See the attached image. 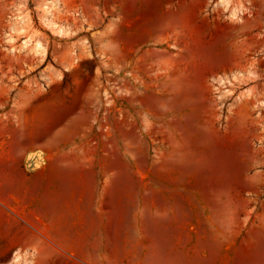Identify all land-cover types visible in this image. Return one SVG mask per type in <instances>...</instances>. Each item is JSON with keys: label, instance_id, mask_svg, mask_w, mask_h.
I'll return each mask as SVG.
<instances>
[{"label": "rangeland", "instance_id": "rangeland-1", "mask_svg": "<svg viewBox=\"0 0 264 264\" xmlns=\"http://www.w3.org/2000/svg\"><path fill=\"white\" fill-rule=\"evenodd\" d=\"M0 264H264V0H0Z\"/></svg>", "mask_w": 264, "mask_h": 264}, {"label": "bare ground", "instance_id": "bare-ground-1", "mask_svg": "<svg viewBox=\"0 0 264 264\" xmlns=\"http://www.w3.org/2000/svg\"><path fill=\"white\" fill-rule=\"evenodd\" d=\"M167 14V12L166 11H163V13H161L160 14V19L162 20L163 18H165V15ZM156 30V32H157V34L158 35H163L164 33H165V31H166V28L165 27H163L162 25H161V23H160V25L158 26H155V27H152V28H148V29H144V30H142L141 31V34H151L153 31H155ZM162 37V36H161ZM203 41H204V36L201 34L200 35V37H199V43L197 44V49L200 47V48H202V45H203ZM198 52H200V49H199V51ZM201 58H202V56H201Z\"/></svg>", "mask_w": 264, "mask_h": 264}, {"label": "crops", "instance_id": "crops-1", "mask_svg": "<svg viewBox=\"0 0 264 264\" xmlns=\"http://www.w3.org/2000/svg\"><path fill=\"white\" fill-rule=\"evenodd\" d=\"M19 156H20V155H19ZM25 182H27V181H25ZM31 186H32L31 183H28V184L24 183V184H23V188H30Z\"/></svg>", "mask_w": 264, "mask_h": 264}]
</instances>
